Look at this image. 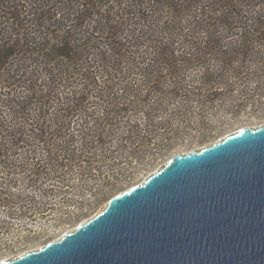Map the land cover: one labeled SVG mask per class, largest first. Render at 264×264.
<instances>
[{"label":"trees","instance_id":"16d2710c","mask_svg":"<svg viewBox=\"0 0 264 264\" xmlns=\"http://www.w3.org/2000/svg\"><path fill=\"white\" fill-rule=\"evenodd\" d=\"M133 1L137 11L127 0H0V72L7 73L0 84V161L10 160L15 148L33 146L48 153L56 149L53 158L37 157L32 149L30 160L38 166L91 165L103 157L116 161L104 144L120 121L106 118L105 109L91 121L83 117L76 128L65 117L72 118L77 105L90 98V85L98 84L96 68L124 62L122 53L116 55L121 39L127 41L124 50L139 46V54L144 51L140 61L151 55L156 71L161 68L158 58L171 67L179 59L204 65L209 63L204 54L210 56L213 49L217 55L211 61L225 69L257 45L264 46V0H212L206 6L200 0ZM180 12L182 18L176 20ZM123 20L131 27V40L120 35ZM185 42L198 46L189 48ZM137 64L130 73L139 71ZM125 86L120 95L113 94L115 99L124 98ZM138 132L139 124L131 125L118 145L134 143ZM55 136L61 141L54 142ZM96 144L106 149L100 146L97 153ZM106 185L95 204L109 193Z\"/></svg>","mask_w":264,"mask_h":264},{"label":"rangeland","instance_id":"374dc122","mask_svg":"<svg viewBox=\"0 0 264 264\" xmlns=\"http://www.w3.org/2000/svg\"><path fill=\"white\" fill-rule=\"evenodd\" d=\"M127 1L130 9L136 10L135 2ZM211 1L199 3L206 6ZM181 18L182 12L175 16L176 20ZM123 22L120 35L130 39L131 27L128 21ZM121 40L116 55L122 53L124 62L102 71L101 66L96 68L98 84L90 85V98L77 105L72 118L65 117L76 128L83 117L91 121L95 113L100 115L105 109L106 118L120 121L104 144L117 155L116 161L103 157L91 165L51 162L38 166L30 160L34 146L9 152L11 159L0 161V259L12 258L59 237L101 210L111 196L144 180L173 155L209 145L240 128L264 123V46L257 45L225 69L211 61L210 56L217 55L213 49L210 56L204 54L209 61L204 65L190 66L179 59L177 67H171L158 58L155 62L161 68L156 71L151 55L145 53L149 59L142 62L139 56L144 51L139 54V46L124 50L122 43L126 45L127 41ZM185 45L195 49L197 44ZM136 49L138 53L132 59ZM138 61L139 71L130 73L129 68ZM6 75L0 72V84ZM124 85V98L115 99L113 94L120 95L119 88ZM135 123L139 124L135 142L118 145V137ZM56 141H61L60 136L54 137ZM100 146L104 147L96 144L97 153ZM34 150L37 157L53 158L56 154L54 147L50 153ZM105 183L109 193L95 204ZM43 202L48 203L45 208ZM88 205L94 206L89 209Z\"/></svg>","mask_w":264,"mask_h":264},{"label":"water","instance_id":"95a60500","mask_svg":"<svg viewBox=\"0 0 264 264\" xmlns=\"http://www.w3.org/2000/svg\"><path fill=\"white\" fill-rule=\"evenodd\" d=\"M0 264H264V123L173 155L76 227Z\"/></svg>","mask_w":264,"mask_h":264},{"label":"bare ground","instance_id":"6f19581e","mask_svg":"<svg viewBox=\"0 0 264 264\" xmlns=\"http://www.w3.org/2000/svg\"><path fill=\"white\" fill-rule=\"evenodd\" d=\"M77 225H78V224H76V226H77ZM76 226H75V227H76Z\"/></svg>","mask_w":264,"mask_h":264}]
</instances>
